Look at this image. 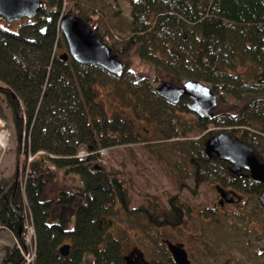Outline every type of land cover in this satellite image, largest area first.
<instances>
[{
    "label": "trees",
    "instance_id": "trees-1",
    "mask_svg": "<svg viewBox=\"0 0 264 264\" xmlns=\"http://www.w3.org/2000/svg\"><path fill=\"white\" fill-rule=\"evenodd\" d=\"M125 1L126 18H119L104 0L89 4L42 0L39 13L22 19L15 28L0 17V117L5 118L3 108L7 107L16 136L13 176L10 182H0V231L18 241V246L2 247L0 264H24L25 204L35 229V256L29 264H79L87 254L90 264H124L128 234L121 228L120 236L114 237L107 229L120 211L145 243L154 244L151 264H171L161 239L171 240L167 226L179 223L175 221L180 211L174 203L178 194L169 197L168 209L152 204L128 209L125 182L96 164L98 150L141 141L133 130L134 121L148 122L163 140L150 144L155 147L150 151L180 191L187 187L182 182L186 178L195 187L205 181L234 183L224 166L204 149V140L218 132L215 128L245 142L264 137V0ZM67 13L82 18L109 45L123 63L121 75L58 56L56 49L63 45L67 50L59 29ZM133 57L175 85L187 80L208 85L219 99L211 118H188L183 101L172 104L154 86L130 75ZM102 90L117 103L111 116L100 100ZM209 125L214 129L203 137L186 136L190 131L201 133ZM79 145L89 155L77 158ZM60 172L77 183L60 182L57 192L49 195L47 187ZM234 185L250 186L244 180ZM159 209L161 220L153 213ZM197 220L191 223V232L204 244L197 264H217L215 258L221 255L232 259L226 264H242L234 249L244 254L246 264H264V245L261 250L255 245L259 234L250 240L248 231L240 232L241 236L234 233L247 222H241V228L239 222ZM65 241L70 248L63 256L59 247Z\"/></svg>",
    "mask_w": 264,
    "mask_h": 264
},
{
    "label": "rangeland",
    "instance_id": "rangeland-1",
    "mask_svg": "<svg viewBox=\"0 0 264 264\" xmlns=\"http://www.w3.org/2000/svg\"><path fill=\"white\" fill-rule=\"evenodd\" d=\"M83 2L89 3H98L101 0H82ZM111 5L112 11H117V16L121 17H128L129 16V6L128 2L125 0H104ZM19 21L9 22L10 27L15 28ZM5 23V22H3ZM114 33L117 37L120 36L119 30L114 29ZM109 42H112L111 37H107ZM65 48L62 45L61 48L56 49V53H63L65 52ZM130 75L134 78H138L139 80L143 81V83H148L154 87H157L162 81H165L163 77H160L154 70L153 66H147L142 64L139 59L136 57L132 58L131 65L129 67ZM107 90V89H106ZM105 91H101L100 100H104L105 109L108 116H111L113 110H115V105L117 103L114 99L111 101V97L107 94H104ZM111 102L112 104H109ZM115 103V105L113 104ZM5 107V105L3 106ZM120 108H125L124 106ZM223 108V106H221ZM125 110V109H124ZM3 113L5 118H1L2 122L0 126V132L4 131L7 138V143L4 147L0 145V182L6 181L10 182L11 177L13 176L15 167H16V136L15 130L12 122V117L10 110L5 107L3 108ZM188 118H193L192 115H186ZM212 128L210 125L207 127L206 131H193L188 132L186 134L187 137L190 138H198L200 135H203L207 131ZM137 131L141 137V141L134 142L131 144L126 145H114L109 148H105L103 153L99 155L98 161L96 164H100L103 166L106 172L115 175L117 178L123 180L127 186V194L130 198V203L128 205V209H134L139 206H146L151 207L152 205H160V208H169L168 199L169 197L176 194L178 191L179 185L177 181L168 174V169L162 163H160L153 154L151 153V149H154V146H150V144H155L160 141L159 135L155 132L154 127L142 120L134 121V129ZM78 152V151H77ZM77 154V153H76ZM165 165V164H164ZM62 182L61 184H71L77 183L76 178L73 177H62V172H60L57 177L54 179L53 183H51L48 188V194L54 195L57 192L56 186L58 183ZM187 186L190 187L189 190L185 189L181 191L180 196L185 200V202L193 207L195 210H199L200 208L204 207L205 205H209L213 198L215 197V192L212 190V187L207 182H201L197 185L196 192L191 190L192 187L196 186V183L192 179H184L182 181ZM60 185V184H59ZM28 205V204H27ZM163 210V209H162ZM196 213V211H193ZM158 219L161 218L160 216V209L158 213L154 212ZM202 218V217H201ZM161 220V219H160ZM112 226L110 225L107 227L111 236L118 237L120 236L118 233L120 232L119 229H123L125 233L128 235H136L137 237H132L133 240L128 241V249H136L140 250L141 256V264H146L145 262H151L154 255V244L150 242H144L142 237H140V233L135 228H130L131 222L127 221V217L124 211H120L118 215H114L112 217ZM250 225V224H249ZM257 228L259 226L255 224ZM73 226V223L70 224V227ZM248 226V225H247ZM242 228V224L240 226ZM249 227V226H248ZM245 229V228H244ZM244 229H241L243 232ZM187 231H190L186 229ZM264 230V226H263ZM138 231V232H137ZM193 231V230H192ZM191 232V231H190ZM244 232H247L244 230ZM234 233L240 235V232L234 230ZM194 236H190L191 239L196 238V233L192 232ZM187 235V233H186ZM248 239H253V235L247 237ZM128 239V238H127ZM241 240L244 239L243 237L240 238ZM256 239V238H255ZM254 239V240H255ZM12 234L3 230L0 231V259L2 257V247L6 244L11 245L13 242ZM65 241L64 243H66ZM198 242V241H197ZM259 241L256 240L255 245L257 246ZM238 244V243H237ZM251 249L253 246L249 244ZM125 246V245H124ZM148 248V249H147ZM233 254L235 257L242 263L246 264L247 258L242 256L240 252L236 249L233 250ZM123 255L125 254V250L122 251ZM85 258L81 260L79 264H90L91 259L90 256L85 255ZM158 258V256H156ZM200 259V258H199ZM198 259V260H199ZM232 259L224 257L221 255L217 258V264H226L228 261L231 262ZM196 260L193 259V264ZM149 264V263H147ZM196 264V263H195Z\"/></svg>",
    "mask_w": 264,
    "mask_h": 264
},
{
    "label": "water",
    "instance_id": "water-1",
    "mask_svg": "<svg viewBox=\"0 0 264 264\" xmlns=\"http://www.w3.org/2000/svg\"><path fill=\"white\" fill-rule=\"evenodd\" d=\"M41 7L42 0H0V17L7 22L20 21L22 18L31 19L39 13ZM59 29L67 46V52L59 55L61 59L68 60L70 56L78 63L98 65L117 76L123 73L121 61L82 18L64 14L60 19ZM155 91L172 103H178L182 96L189 97L191 101L186 104L187 108L201 119L211 116V110L218 100L207 85L196 80H187L181 86L164 81ZM205 151L209 155L214 154L220 161L230 163L232 172L245 169L251 173L252 179L264 182V160L253 153L251 147L237 136L219 132L205 142ZM216 190L223 196L222 189L217 187ZM235 196L240 198L237 194ZM258 201L264 206V190L258 195ZM166 245L176 264H190L182 245L169 241H166ZM68 250L69 244L59 247L63 256L68 254ZM126 264L130 263L126 261Z\"/></svg>",
    "mask_w": 264,
    "mask_h": 264
},
{
    "label": "flooded vegetation",
    "instance_id": "flooded-vegetation-1",
    "mask_svg": "<svg viewBox=\"0 0 264 264\" xmlns=\"http://www.w3.org/2000/svg\"><path fill=\"white\" fill-rule=\"evenodd\" d=\"M189 100L190 99L188 97H184L181 99V101H183L185 105H186V102ZM187 110H188V113L184 114L185 116L192 115L193 116L192 120L201 119L197 117L195 113L189 111V109ZM202 119L204 120L205 118H202ZM212 129L214 128L213 127L210 128V130ZM215 129L218 131L216 132V134L219 133V131L225 132L221 127L215 128ZM190 132H193V131H190ZM206 133H204L203 135H200L199 137L205 136ZM234 136H237V135H234ZM237 137L239 138V136ZM208 139L209 137L204 140V149H205V142ZM243 142L251 147L253 153H255L258 157L264 160V137L254 136L253 139H251L250 141H247V142L243 141ZM209 157L215 158L216 161L218 162L217 163L218 165L224 166V168L228 172L229 180H232L234 183H228L226 185H223L219 181L217 182L205 181L211 185L212 190L215 192V197L213 198L212 202L209 205H205L204 207L200 208L198 211L195 210L190 205H188L185 202V200L180 196L181 191L185 189L187 190L190 189L189 186L181 189L179 193L176 192V194L178 195H177V200H174V203H175V206L177 205L179 207L180 218L178 221H175V222H179V223L177 225H174L173 227L169 225L167 226V230L173 235L171 240L161 239V241L164 244H165V241L168 240L175 245H182L190 261V264H193V259L196 260L195 262L196 264L198 263V259L200 257L199 248L200 246L201 247L204 246L203 243L201 245L199 244L200 243L199 236H196V238L194 239H191L190 237V236H194L192 232L190 231L192 230L191 223L195 222L196 218L200 219V220H197L196 222H239L238 224H241V222H247L244 230L250 232V234H252L253 237L256 234H259L260 236L258 238V241H259L257 245L258 249L261 250L264 245V230H263L264 225L261 223V222H264V206L258 201V195L264 190V182H257L254 179H252L251 173L245 169H241L240 171H237V172H232L230 170L231 164L226 161L218 160L214 154H210ZM241 180H244L246 185H250V186L239 188L234 185L237 181H241ZM217 187H219V189H222L221 191H222L223 196L221 195V193H219L216 190ZM197 188L198 187H192L191 190L193 192H196ZM235 194L239 195L240 198H237ZM193 211H196V213H194ZM255 224H257L259 228H257ZM110 225L112 226L111 221H110ZM186 229L190 231H187ZM237 231L241 232V229ZM132 237H137V236L127 235L128 241L133 240ZM128 241L127 240L125 241V244H126L125 254L123 255L122 253L124 264H126V261H128L130 264H141L142 254L140 253V250H136L134 248L128 249V243H130ZM146 244L147 246L149 245L148 243ZM125 257L127 260H125ZM215 260H217V258H215ZM172 261L173 263L171 264H176L173 258H172ZM145 263L151 264V262H145Z\"/></svg>",
    "mask_w": 264,
    "mask_h": 264
},
{
    "label": "built area",
    "instance_id": "built-area-1",
    "mask_svg": "<svg viewBox=\"0 0 264 264\" xmlns=\"http://www.w3.org/2000/svg\"><path fill=\"white\" fill-rule=\"evenodd\" d=\"M85 155H87L86 150L83 147L79 148L76 156L82 157ZM30 158L31 156H29V159ZM22 229H23L22 240H23L24 246L27 249L23 247V249L21 250L22 252L21 254H22L24 264H29L33 261L34 256H35V246H34L35 229L32 223V215H31L28 205L25 206V213H24Z\"/></svg>",
    "mask_w": 264,
    "mask_h": 264
},
{
    "label": "bare ground",
    "instance_id": "bare-ground-1",
    "mask_svg": "<svg viewBox=\"0 0 264 264\" xmlns=\"http://www.w3.org/2000/svg\"><path fill=\"white\" fill-rule=\"evenodd\" d=\"M59 22H60V21H59ZM174 104H176V103H174ZM1 124H2V122H1V120H0V126H1ZM6 143H7L6 134L4 133V131H1V132H0V145H1L2 147H4V146L6 145Z\"/></svg>",
    "mask_w": 264,
    "mask_h": 264
},
{
    "label": "crops",
    "instance_id": "crops-1",
    "mask_svg": "<svg viewBox=\"0 0 264 264\" xmlns=\"http://www.w3.org/2000/svg\"><path fill=\"white\" fill-rule=\"evenodd\" d=\"M2 231V230H1Z\"/></svg>",
    "mask_w": 264,
    "mask_h": 264
}]
</instances>
